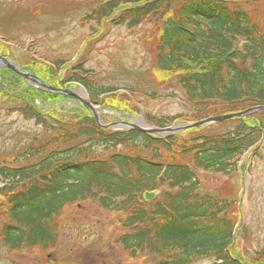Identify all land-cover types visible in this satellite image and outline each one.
<instances>
[{"label":"trees","instance_id":"trees-1","mask_svg":"<svg viewBox=\"0 0 264 264\" xmlns=\"http://www.w3.org/2000/svg\"><path fill=\"white\" fill-rule=\"evenodd\" d=\"M249 1L256 0H105L87 19L161 31L154 66L174 77L170 97L187 107L172 117L146 116L148 126L162 129L178 119L195 123L264 106V29L251 24L243 9ZM52 67L59 72L64 62ZM1 71L20 79L7 68ZM66 76L58 85H46L58 90L79 85L88 102L101 107L117 92L82 64ZM28 89L30 96L15 98L8 112L32 123L40 135L11 159L0 158V243L7 251L53 249L64 209L86 202L122 216L113 243L130 259L149 255L154 264H243L230 251L233 202L202 193L196 174L235 173L240 158L261 141L264 111L232 119L224 132L212 131L218 125L212 124L161 137L105 128L79 102L80 114L73 118L43 111L33 96H69ZM145 193L156 196L145 201ZM254 261L264 264V247Z\"/></svg>","mask_w":264,"mask_h":264},{"label":"rangeland","instance_id":"rangeland-1","mask_svg":"<svg viewBox=\"0 0 264 264\" xmlns=\"http://www.w3.org/2000/svg\"><path fill=\"white\" fill-rule=\"evenodd\" d=\"M102 1L105 0H0V55L49 85L65 80L66 72L74 65L93 70L98 82L117 88L113 96L105 97L104 107L95 106L110 130L126 131V124L147 128V115L165 118L186 113L187 107L170 97L174 77L158 71L153 63L152 53L157 50L161 31L156 33L147 24L129 30L106 21L97 24L88 20L91 9ZM243 9L255 29H264V0L249 1ZM55 61L64 62L59 72L52 67ZM4 68L0 62V158L11 159L16 149L30 143L39 131L17 113L8 112L10 106L15 105V98L26 100L25 95L30 96L28 88L47 90L22 77L14 78L1 71ZM65 87L86 97L78 85L69 83ZM32 98L43 111L54 109V113L66 118L80 114L78 101L71 97ZM182 120H176L171 127L187 124ZM230 121L211 129L224 132L232 128ZM196 177L202 193L233 202L229 214L235 222L231 254L243 264H254V253L264 247V132L258 146L240 158L232 175L200 172ZM122 222L121 215L91 203L68 206L62 213L53 249L9 252L0 243V264H154L153 256L130 259L114 245Z\"/></svg>","mask_w":264,"mask_h":264},{"label":"water","instance_id":"water-1","mask_svg":"<svg viewBox=\"0 0 264 264\" xmlns=\"http://www.w3.org/2000/svg\"><path fill=\"white\" fill-rule=\"evenodd\" d=\"M0 62L3 64L4 67L10 69L11 71H13L15 73H18L19 75H21L25 79L30 80L31 82L40 85L42 88H44L45 90H47L49 92L67 95V96L72 97L75 100H78L92 113L94 119L97 122H99V118H98V114H97L98 111L86 99L81 98L80 96L72 93L70 90L53 89V88L49 87L48 85L44 84L43 82H41L40 80L35 79L32 76L22 72L21 70L16 68L14 65L10 64L8 61L3 59L2 57H0ZM260 110H264V107H258V108L251 109V110H248V111H245L242 113H237V114H228V115H223V116H218V117H212V118H209L206 120L199 121L197 123L187 124V125H183L181 127H176V128L174 127V128H165V129H152V128L144 129V128H140V127L132 125V124H127V125L133 129L139 130V131L144 132V133H152V134L172 133V132H176V131H180V130H184V129H188V128L200 127V126H204V125H208V124L228 121V120H231L234 118L245 116L250 112L260 111ZM153 197H154V194H152V193L151 194H145L146 200H151Z\"/></svg>","mask_w":264,"mask_h":264}]
</instances>
